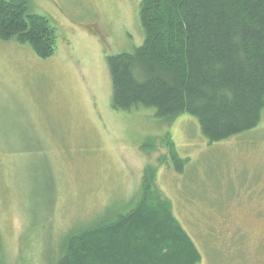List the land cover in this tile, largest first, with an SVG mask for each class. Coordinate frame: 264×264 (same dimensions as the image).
<instances>
[{
    "label": "rangeland",
    "instance_id": "obj_1",
    "mask_svg": "<svg viewBox=\"0 0 264 264\" xmlns=\"http://www.w3.org/2000/svg\"><path fill=\"white\" fill-rule=\"evenodd\" d=\"M142 2L30 0L57 29L55 55L0 41L5 264H53L73 228L130 206L149 165L200 264H264V111L252 132L211 144L188 114L165 123L155 109L112 108L107 57L144 44ZM168 136L187 162L182 173L158 163ZM148 139L157 144L151 153L141 149Z\"/></svg>",
    "mask_w": 264,
    "mask_h": 264
},
{
    "label": "trees",
    "instance_id": "obj_2",
    "mask_svg": "<svg viewBox=\"0 0 264 264\" xmlns=\"http://www.w3.org/2000/svg\"><path fill=\"white\" fill-rule=\"evenodd\" d=\"M144 44L107 57L116 112L155 109L171 123L188 114L211 144L255 130L264 111V0H143ZM0 41L48 59L58 32L30 0H0ZM161 165L186 161L168 136ZM143 152L157 150L148 139ZM145 167L138 197L123 212L73 228L53 264H200L202 254ZM110 210V209H107ZM0 264H5L0 260Z\"/></svg>",
    "mask_w": 264,
    "mask_h": 264
}]
</instances>
